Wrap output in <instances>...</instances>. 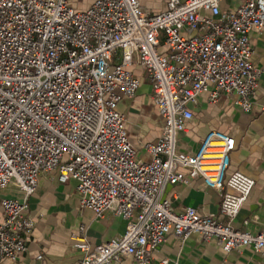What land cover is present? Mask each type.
Here are the masks:
<instances>
[{
  "label": "built area",
  "instance_id": "built-area-1",
  "mask_svg": "<svg viewBox=\"0 0 264 264\" xmlns=\"http://www.w3.org/2000/svg\"><path fill=\"white\" fill-rule=\"evenodd\" d=\"M222 1L170 0L149 16L139 0H96L84 12L69 0H0V189L22 193L2 202L1 261L27 253L36 227L29 201L39 175L53 171L62 184L77 181L83 208L127 221L121 237L94 247L82 227L79 264H151L171 232L183 241L200 234L226 253L264 255V232L232 227L256 184L239 171L226 177L236 140L210 131L195 155L177 151L190 105L203 93L212 102L235 95L245 112L255 104L262 71L252 62L250 34L264 31V0H239L226 14ZM135 56L164 120L158 141L144 146L150 161L136 157L118 110L140 88L130 70ZM190 178L222 192L228 224L193 207L176 213L162 198L166 186Z\"/></svg>",
  "mask_w": 264,
  "mask_h": 264
},
{
  "label": "crops",
  "instance_id": "crops-1",
  "mask_svg": "<svg viewBox=\"0 0 264 264\" xmlns=\"http://www.w3.org/2000/svg\"><path fill=\"white\" fill-rule=\"evenodd\" d=\"M95 1L69 0L70 5L81 12L87 11ZM139 1L144 13L151 16L166 11L170 0ZM238 5L239 0H223L222 14L232 12ZM250 42L254 50L252 62L262 71L253 109L243 111L235 95L222 94L212 102L210 93H203L196 104L190 105L193 119L178 135L177 151L195 155L210 131L223 132L236 140L226 177L239 171L253 178L256 184L232 227L257 234L264 232V31H252ZM130 70L140 80V88L135 98L122 100L118 110L125 117L128 139L136 157L150 161L151 155L144 146L158 141L164 120L154 104L147 73L136 56ZM58 177V171L39 175L36 192L29 201L28 215L36 222V227L28 236V251L18 262L0 260V264H79L83 254L74 245L82 227L83 236L92 247L125 233L126 220L111 213L97 217L93 211L82 207L77 181L62 184ZM21 198L22 193L15 186L0 189V224L4 222L3 200ZM162 198L170 201L176 213L193 207L201 215L222 224L229 223L221 212L222 192L207 187L202 178H190L187 184L168 185ZM164 260L167 264H264V255L248 249L226 253L215 240L205 242L200 234H192L183 241L171 232L154 250L151 264H161ZM121 264H133V259L126 258Z\"/></svg>",
  "mask_w": 264,
  "mask_h": 264
}]
</instances>
